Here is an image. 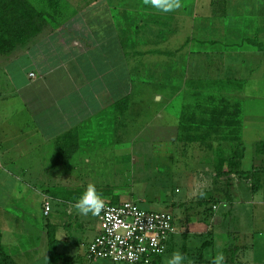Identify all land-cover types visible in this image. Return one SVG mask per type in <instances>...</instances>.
<instances>
[{
	"label": "crops",
	"instance_id": "crops-1",
	"mask_svg": "<svg viewBox=\"0 0 264 264\" xmlns=\"http://www.w3.org/2000/svg\"><path fill=\"white\" fill-rule=\"evenodd\" d=\"M66 5L67 18L0 54V167L13 180L7 205L33 195L40 206L32 214L40 222L27 226L26 211L20 213L11 201L2 218L7 237L0 226L4 250L17 264H50V241H55L56 264H81L78 254H71L74 243L86 264L99 227L93 229V215L80 214L74 204L93 184L103 202L148 198L170 207L176 232L167 252L179 245L192 252L184 264H216L220 250L225 258L219 264H264L255 248L256 231L247 227L253 208L264 215V149L257 147L264 136L254 131V124L262 123L264 134V0H180L171 12L150 0H69ZM223 101L231 120L238 121L234 127L252 129L256 153L247 167L241 161L242 177H222L226 183L219 189L215 172L230 169L234 157L230 150L222 166L220 151L214 150L222 130L214 116ZM194 119L197 124L189 123ZM157 120L167 143L162 153L151 155V175L159 182L171 175L184 181L185 195L178 201L151 192L136 198L125 192L124 172L110 173L129 168L131 148L146 124L150 131ZM183 131L209 136L213 144V151H200L208 163L199 161L192 177L185 171L189 164L176 159ZM228 136H235L230 128ZM138 147L145 164L146 147ZM258 192H263L260 200ZM221 206L227 209L222 215ZM28 227L38 234L30 241ZM232 238L240 245L234 247Z\"/></svg>",
	"mask_w": 264,
	"mask_h": 264
},
{
	"label": "rangeland",
	"instance_id": "rangeland-1",
	"mask_svg": "<svg viewBox=\"0 0 264 264\" xmlns=\"http://www.w3.org/2000/svg\"><path fill=\"white\" fill-rule=\"evenodd\" d=\"M4 0H0V38L1 36H5L9 39L12 38V35L15 36L13 37V43H16L17 41H19L18 44L14 45L13 50L18 49L19 47L26 45L34 36L33 33H35V29L34 27H29L28 30V34H26L25 32H21L18 30L13 29V26H11V22L5 23L2 21V15H4L5 10L4 8H2L1 3ZM10 6L8 8V11L10 12L11 10H13L15 12V15H13L12 13H8V15H6L5 17L9 16V15H13L15 19L14 21H17V23H20L21 20L25 17L27 18L28 15L32 18H34V24L36 26H38V23L40 25H42L43 27H50L56 23H59L60 20L67 18L68 14H66V8H67V1L69 0H6ZM86 1V0H85ZM190 6V5H188ZM12 8V9H11ZM191 16V14H190ZM5 19V18H3ZM12 19V20H13ZM6 20V19H5ZM11 20V21H12ZM5 24V25H4ZM5 28L6 31L4 32ZM13 30L15 33H13ZM22 33H24V35H22ZM17 35L19 37H17ZM30 37H27V36ZM30 39V40H29ZM5 42H8L7 40ZM9 44H4V46H8ZM1 48L3 47V40L1 41ZM12 48V47H11ZM233 89L231 88V91ZM196 92V91H193ZM223 93V91H222ZM231 93V92H230ZM195 93H193L192 95H194ZM191 96V95H190ZM227 98V96L222 95V99ZM222 104H225V102L223 101ZM223 107V106H222ZM238 116L236 117H240L241 112L237 113ZM232 117V116H231ZM162 120H157L156 122H152L150 123V131H147L149 126L148 124H146V131H144L142 134V138L140 137L138 144L142 146L143 145L146 147V160H145V164L144 161L142 159V155H144L145 153L142 152V155L139 152V147L138 144L135 143L133 145V147L131 149L132 152L129 155V157L132 159L129 160V168H127L125 166V168H113V170H110L111 172H117L120 173L121 171L124 172V174L127 176L126 180H125V192L127 190L129 193H132L136 198L139 197V195H144V194H150L149 192L159 195V194H163L166 195L168 197H170L171 199H174V201H178L181 198L184 197L185 195V188L186 185L183 184L184 181L182 180H178V178H174V175H171V177H168L166 179V176L162 178V180L159 179L155 180L154 177H152L151 172H152V163H151V155L155 156V155H159V152H163V149L167 143L166 138L164 137V130H161L159 128L160 126V122ZM193 124V123H191ZM157 125V126H155ZM248 126V124H247ZM196 126L193 125L190 127L189 132H194L192 131ZM262 127V123L258 124L255 123L254 124V131L255 132H259L260 137L262 139V136H264V134H262V129L259 128ZM234 132L235 136H228V131ZM264 128V127H263ZM159 130V135L157 134V131ZM245 130V129H244ZM247 130V131H246ZM244 132L243 130H241L240 128L238 129L237 127H234L233 124H228L222 127L221 130V136H217L215 138V149L214 150H219V157H221V159L225 160L229 157H231V155L229 154L230 150H233L238 157L242 156V158H238V162H243V167H247L248 163L250 161V157L251 155L253 157H255V148L256 145L255 143L251 142V137H252V129L248 128L246 129ZM146 132V133H145ZM184 132L183 131L180 134V141H182L184 144L187 143L186 147H184L185 145L181 146V142L178 141L177 142V147L179 150L178 154H176V159L179 163L185 162L186 165H188V168L185 169L186 173L188 176H195L198 172L197 169V164H201L199 161L204 162V163H208L206 162L207 159V155L206 153L213 151V144H212V140L210 143L207 142V140H210L211 138H208L209 136H202L199 137L198 135L195 136H184ZM146 135V136H145ZM151 135V136H150ZM258 137V136H257ZM255 138V139H259ZM213 139V138H212ZM254 139V138H253ZM264 139V138H263ZM197 144L200 145H205V148H202L199 150L197 147ZM212 144V145H211ZM210 145V148L209 146ZM187 146L188 149H187ZM191 147L193 150H191ZM259 147V145L257 146ZM181 148V149H180ZM145 149V148H144ZM209 149V150H208ZM143 150V149H142ZM182 150V151H181ZM200 151H205L206 153H200ZM198 153V154H197ZM234 153V156H235ZM242 153V154H241ZM241 154V155H240ZM202 155H206V157L204 158V156ZM257 155V154H256ZM261 155V154H260ZM194 157V160L192 161L191 159L189 160L190 157ZM197 156V157H196ZM246 156V159H244ZM138 158L141 159V163H139ZM204 158V159H203ZM243 159V160H241ZM174 161V160H173ZM198 162V163H197ZM174 165L176 167H179L177 165L176 160L173 162ZM144 164L145 167H142V165ZM243 167L241 168L243 171ZM196 168V169H195ZM9 171H13L12 169ZM115 176V174L113 175ZM111 181H114L111 178H108ZM92 180V179H91ZM157 182V185H156ZM13 180L7 175L6 170L2 169L0 167V226L2 227L6 237H7V233H6V228L3 225L2 222V218L4 216V214H6V209L8 208V205L11 204V200L8 201V205H7V200L10 199V197H8L11 193L10 192H6V190L12 191L11 190V186H12ZM162 183H166L165 189L159 188L161 187ZM217 186L219 189H221V184L222 183H226L225 181H221L218 180V182L216 181ZM102 187H110V186H103L104 184H101ZM223 187H227V186H223ZM176 188H179V192L176 191ZM119 189H123V188H119ZM228 190V189H227ZM58 191V190H57ZM261 193L263 195V192H258V194L256 195V200H260L261 197ZM25 195H27L26 193H23ZM152 195V194H151ZM18 196V197H17ZM21 195L16 193V196L14 197L16 200H18L17 198H19ZM148 197V196H147ZM125 201V200H123ZM153 201V200H151ZM150 202V201H149ZM12 203L16 204L17 206V210L22 213L21 211H23L22 209H24L26 211V217L29 221L27 226H31L32 220L35 222H40V219H35V216H32V214L37 215L38 211L40 210V206H39V202H37L34 198L33 195H31L29 197L28 202L27 201H23V199H19L18 201H12ZM138 203L140 204L141 207H143L146 210H151V211H159V210H168V211H172L173 210L168 207L167 205L164 204H157L155 202H150L148 203V198L147 201H141L138 200ZM169 204V202H167ZM218 203V202H217ZM212 206V205H211ZM210 206V207H211ZM224 206V204H223ZM223 206H221V211H220V215H222L223 212H227V209L224 208ZM174 213V212H173ZM235 215H237L239 217L242 216L241 214L238 213V210L236 209V211L234 212ZM42 215V214H41ZM251 217V224L252 226H248L247 227L249 229H254V231H256V235L254 236L256 239V250H258V257L264 259V215L261 213L259 208H253V212L250 215ZM248 217V218H250ZM42 220H46L43 218V216H41ZM239 219V218H238ZM89 221L91 223V226L93 227V229H97L99 227L100 229V224L99 221L96 219L95 216H90ZM242 222V221H241ZM227 229V228H226ZM28 230L31 231L33 230L32 234L28 233V241H30V237L32 235L34 236H38V234H36V231L34 232L33 228H29ZM40 235V234H39ZM72 236H74L72 234ZM81 236H78L77 238H79ZM217 240H218V236H216ZM230 242L235 246L240 245V242L237 241V239H233L232 241L230 240ZM72 251L71 254L73 255H77L75 259H77L78 261H81V264H83V260L81 258L82 255H79V252H76L78 249H76V247L74 246V243H72ZM259 249H261L259 251ZM255 250V251H256ZM84 251V249H82L80 252L82 253ZM175 252H179L182 253L185 257L192 259L193 257V253L191 252V254L189 253L190 251H185L182 252L180 245L179 247H175L174 250L169 251L165 254V256L163 257V259L156 263V264H166L167 259L171 258V256L173 255V253ZM77 253V254H76ZM235 253V252H234ZM234 253H230L228 256L232 257L234 256ZM219 255H217V258L219 260H221L220 258L223 259V257L225 258L223 252L220 250V253H218ZM167 257V258H166ZM70 262H72V260L69 259ZM78 264V263H77ZM80 264V263H79ZM97 264H112L106 260H99V262ZM117 264H123V263H117Z\"/></svg>",
	"mask_w": 264,
	"mask_h": 264
},
{
	"label": "built area",
	"instance_id": "built-area-1",
	"mask_svg": "<svg viewBox=\"0 0 264 264\" xmlns=\"http://www.w3.org/2000/svg\"><path fill=\"white\" fill-rule=\"evenodd\" d=\"M44 209L49 213V202ZM95 217L100 229L88 245L86 264H97L101 259L112 264H156L166 254L176 232L172 211L146 210L134 200L104 203Z\"/></svg>",
	"mask_w": 264,
	"mask_h": 264
},
{
	"label": "trees",
	"instance_id": "trees-1",
	"mask_svg": "<svg viewBox=\"0 0 264 264\" xmlns=\"http://www.w3.org/2000/svg\"><path fill=\"white\" fill-rule=\"evenodd\" d=\"M1 6L5 10V12H4L5 14L2 15V17L6 19L5 20V19L2 18V21L5 22V23L11 22V26H13V29L21 31V32H25L26 34H28L27 32L29 30V27L33 26L34 29L36 30L35 33H33L34 37L36 35L40 34L45 29V27H43L39 23H38V26H36L34 24V18L30 17L29 15H28L27 18L24 17L21 20L20 23H17V21H14L15 19H13L14 18L13 15H15V12L13 10H11L10 12L8 11V8H9L10 4L6 0H4L1 3ZM8 13H12L13 15H9V16L5 17L6 15H8ZM2 28H3V26H2ZM3 29H4V32H5L6 29L5 28H3ZM13 33H15L14 30H13ZM22 35H24V33H22ZM13 37H15V36L12 35V38ZM17 37H19V36L17 35ZM27 37H30V36L28 35ZM5 38H6L5 36H1V38H0V45H1V41L3 40V47L1 48V46H0V54L14 51L13 49H15V48H13V46L19 43V41H17L16 43H13V39L12 38L11 39H9V38L5 39ZM30 39H31V37H30ZM6 40L8 42H5ZM5 43L9 44V45L8 46H4ZM222 106H221V109L218 111L219 114L217 113V116H214L215 123H219L220 125H222V127L225 126V125H228V124H237L238 121L237 122L236 121L233 122L231 120L232 119V117H231L232 115L228 114V106H226L225 104H222ZM212 122L213 121L210 120V121H205L204 123L209 124V123H212ZM189 123L197 124V121L194 119L193 121H189ZM195 137H197V136H195ZM261 146H263V149H264V144L259 145L258 148H261ZM239 157H241V156H239ZM239 157L235 153V156L232 157L231 160H230V164H232L231 168L227 169V170H222V168H219V170H216V172H215V178L217 180H220L222 177H225V178H228V180H230V176L232 174H234L235 176H238V177L239 176L242 177V175L244 174V171L240 167V163L241 162H238V158ZM223 163H224V160L221 159L220 160V164L222 166H223ZM120 202H122V201H118V200L116 201L115 200V201L104 202V203L118 204ZM55 245H56L55 241H50V247H51L50 252H49V260H50L49 263L50 264H56V262H55L56 253H55V250H54L55 249ZM0 264H17L13 260V258L4 250V247L2 245V234H1V232H0Z\"/></svg>",
	"mask_w": 264,
	"mask_h": 264
},
{
	"label": "clouds",
	"instance_id": "clouds-1",
	"mask_svg": "<svg viewBox=\"0 0 264 264\" xmlns=\"http://www.w3.org/2000/svg\"><path fill=\"white\" fill-rule=\"evenodd\" d=\"M150 2L153 7L163 12H171L180 7V0H150ZM74 207L82 215L91 214L96 216L103 210L104 202L95 185L89 184L75 202ZM185 259L186 257L182 253L175 252L171 258L167 259L166 264H184ZM216 264H219V260Z\"/></svg>",
	"mask_w": 264,
	"mask_h": 264
}]
</instances>
